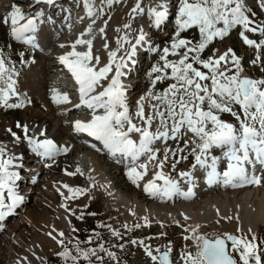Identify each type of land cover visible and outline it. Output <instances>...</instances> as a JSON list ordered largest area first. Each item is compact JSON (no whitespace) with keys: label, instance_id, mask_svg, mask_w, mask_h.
<instances>
[{"label":"snow or ice","instance_id":"1","mask_svg":"<svg viewBox=\"0 0 264 264\" xmlns=\"http://www.w3.org/2000/svg\"><path fill=\"white\" fill-rule=\"evenodd\" d=\"M46 2L52 4L53 0ZM101 2L111 7L120 0ZM142 3L143 0H137L131 9L130 15L133 18L146 13L156 27L168 19L167 0H159L147 9ZM259 6L264 9V0H259ZM84 8L91 23L86 32L75 40L71 46L73 50L59 57L78 85L79 103L74 107H86L91 112L90 119L74 122L75 132L86 133L99 142L100 147L91 145L96 151L106 150L113 158H118L117 162L121 159L129 161L127 175L137 186L148 175L149 164H153L156 170L144 184V191L152 196L170 199L179 194L188 199L193 195L191 187L182 192L180 180L164 171L165 165H170L171 170L175 171L177 165L187 161L189 156L194 161L191 164L192 170L179 172L181 180L193 183V173L199 168L205 171L209 185L222 184L235 188L261 184L264 177L254 173L257 166L264 168V79L244 75L242 57L237 56L232 48L219 54L218 49H213L211 55H203L215 40H223L237 28L241 29L239 36L244 44L258 51L264 49V39H251L246 34L259 33L264 37V22L257 23L253 19L255 13L246 5L245 0H177L174 35L169 45L162 50L151 48L162 54L148 73L151 87L137 101L134 113L130 111L127 88L121 78L125 75L128 61L136 55L137 47L148 44L146 33L140 29L134 43L127 34L120 37L117 49L108 52V62L101 66L100 57L94 55L92 50L95 39L93 25L96 23L94 17L102 15L104 8L97 7L93 0H84ZM42 15H28L14 4L6 16L0 17V23L9 26L14 40L35 49L39 48L35 33ZM104 25L99 28L100 34L105 33L107 21H104ZM123 27L131 29V24ZM190 30L198 32V38L182 35ZM125 44H130V48L125 50L124 56L118 57V52ZM78 45L84 46L85 50L77 51ZM103 47L108 49L107 41ZM20 55L23 57L24 53ZM260 62V55L251 61L252 64ZM6 63L0 52V105L22 108L24 100L9 103L12 97H18L20 93L16 88L17 81L13 79L15 69L6 67ZM164 82H168L167 86L157 90V84ZM53 100L57 103L71 102L67 93L57 92ZM223 114L231 115L235 123L222 119ZM16 127L22 128L24 139L41 158L54 163L56 156L69 150L67 147H59L43 131L39 135L44 138L38 139L28 135L26 124L18 123ZM12 135L20 140L15 132ZM169 141L174 142L176 147L168 146ZM157 142L165 144L162 153L155 146ZM214 149H220L222 156L214 155ZM14 160L12 156L5 158V149L0 147V221L12 215L25 199L17 192V181L21 177L18 171L12 170L19 167L14 164ZM220 165H223L222 170H218ZM45 166L51 167V164ZM76 171L80 172V169ZM64 187L69 192L65 197L67 200L85 191L68 185ZM62 206L69 210L66 205ZM77 218L82 219L83 213ZM222 218L233 219L232 216ZM144 219L147 225V218ZM100 226L108 227L114 236H120L110 225ZM198 229L199 225L190 230L185 229L191 234L184 239L194 242L195 251L181 253L183 264H264V241L258 240L255 234H251L250 238L248 235L231 233L208 237L198 234ZM237 231L242 232L239 228ZM248 231L252 233L251 229ZM58 235L63 238L65 234L59 232ZM52 239L64 245L63 239H57L56 236H52ZM91 242L89 239L88 243ZM81 243L76 239L72 248L65 246L59 255L70 260L71 264H82V261L87 264H103L104 257L100 253H105L112 260L117 259L116 254L106 249L103 243L94 248H82ZM131 243L143 247L153 264H174L170 258L171 247L161 252L159 248L153 250L144 240H132ZM69 244H72L71 240Z\"/></svg>","mask_w":264,"mask_h":264},{"label":"bare ground","instance_id":"2","mask_svg":"<svg viewBox=\"0 0 264 264\" xmlns=\"http://www.w3.org/2000/svg\"><path fill=\"white\" fill-rule=\"evenodd\" d=\"M42 1L47 3L46 0ZM133 1L134 4L130 5L135 6L137 0ZM58 2H60V0H53L52 4L47 3L50 10L43 13V16H41L40 20L37 22L38 31L35 35L38 45L43 42L46 43L47 40L51 41L47 50L41 51L40 46L39 48H36L40 50L43 56H45V61L36 67L32 65L33 67L29 69L30 75L28 82L25 83L26 80L24 82L26 85L24 87H21V84L16 86L20 95L18 97H12L9 100V103H13L15 99L18 101L21 97V91L23 89L27 91L28 95H31L32 98H36L41 101L45 105L44 107H46L48 112L45 113L40 109H36L33 112H19L14 115L12 121L3 126V131L8 132L9 129H11V132L24 135L22 128H17L16 125L18 123L21 125L26 124L29 128V136H35L38 139H43L44 137L39 135L40 132L43 131L45 136L52 139L59 147H67L69 150L66 153L56 156L55 162L53 163L51 160L34 156L35 153L33 154L31 145L26 139L24 140L25 147H23L24 144L21 143L20 146H17L16 150H9L10 145H14L12 140L5 141V143H3L0 147L5 149V158L9 156L15 157L14 164L19 165V167L12 170L20 173L22 172L20 171V166H24V164L28 165L29 161L36 158L39 163L51 164V167H45L44 169L46 174L48 173V182L57 185L58 188L63 191L65 197L69 195V192L64 185H68L71 188H80L85 191L82 195L74 199H62L58 214H54L52 219L47 220L48 226L46 228H42L40 231L41 233H36L35 229H32L33 227L31 226L32 228L30 227L29 229H25L23 233L16 234V239L10 238V241L7 242V245L5 244V247H1L2 242H0V250H5L7 252L6 254L9 255L11 253V247L15 250L17 248L14 244L18 245V242L23 243L19 255H15L14 257L11 255L12 260L10 264H47L50 255L62 250L66 244H69L68 242L70 241L71 235H74L77 232L73 231V229L77 230V227L74 225L71 215L67 212V210L62 208V204L67 205L68 209H72L74 202L84 203L88 197L90 198L94 194L103 195L107 207L110 208V210L116 215H119L125 221L130 223V225H135V223L139 220L145 224L144 218L146 217L148 226L158 224L160 229L164 232H166L168 226L177 225L181 230L185 231V229L190 230L191 228L199 225L198 234L202 235H205L204 231L210 226L213 230L218 229V231L222 233L223 231H229L231 234H238L240 233L237 231L239 228L242 232H245L250 236L251 234L258 235L259 231H261L262 227H264V179L261 180V184L259 185L247 184L235 188L231 186H224L222 184L209 185L206 181L205 171L197 168V170L193 173L195 177L194 182L189 183L186 180H181L178 173L181 171H191V165L187 167L184 166L183 168L177 165L175 171L171 170L170 165H165L164 171L166 173H170L173 178L180 180L181 191L186 192L188 188L191 187L193 195L188 199H185L179 194L172 196L170 199L166 197L152 196L144 191V184L151 178L156 170L153 164H149L148 175L145 176L144 180L139 181V186H137V184H134L127 175L130 163L129 161L121 159L120 162H117L118 158H113L106 150L96 151V149H94L91 145L96 144L97 147H100L99 142L90 139L86 133H77L74 131V122L76 120L86 121L90 119L91 112L86 107H74L75 104L79 103L78 85L66 66L60 62L59 57L66 55L73 50L71 46L74 44L75 40L81 36V33L86 32L89 24L91 23V19L87 16V11L84 8V0H77L75 2L71 1L73 4H70V10L65 12L61 17L54 18L53 14H56L59 8ZM158 2L159 0H143L142 6L147 9V7ZM172 2V0H167L169 17L162 25H160L159 28L166 26L167 22L170 21L174 10ZM17 3H29V1L0 0V17L6 16L7 13L12 10V5ZM93 3L97 7H103L104 4H102L101 0H93ZM39 6L40 4H34L33 6L28 7V11L31 16H33V14L36 15L35 11H37ZM132 6H126V8H132ZM21 10L24 11L23 9ZM144 15L146 16V13L143 15H136L135 19L130 18L126 24H131V31L135 30V26L136 28H139V30L144 28V31L146 29L145 22L142 19L145 17ZM94 18L96 19V23L93 25L95 39L93 40L92 50L94 55H98L100 57V65L102 66L108 62V52L117 49V40L119 37H117L116 34L115 36H112L114 33L112 32L113 27H117V25L113 23L114 20L107 19V17L105 18V12L99 17ZM134 20L136 22H134ZM40 21L43 22L41 23ZM104 21H107L105 33L100 34L99 28L105 26ZM153 25L154 24L150 25V27ZM150 27L148 31L150 30ZM131 31L127 29L124 32L129 37L132 33ZM136 36L137 33L135 38ZM112 37L113 39H111ZM135 38L133 37V41L131 40L132 43L135 42ZM105 41L108 43V49L103 47ZM61 45H64V47H61ZM127 48L129 49L130 45ZM151 48L152 47L148 46V44L138 46L136 55L132 58V60L128 61V67L126 68L127 72L121 78L126 88H128L127 85L132 86V82H135V85L133 86L137 87L136 85H139L142 81L141 71L144 68H142L141 65L142 57L147 51H150ZM76 50L84 51L85 47L78 45ZM124 55L125 53L121 54L118 52V57ZM259 55L261 56V62L257 64L251 63L255 69H259V66L264 61V50H259ZM254 59L255 58H253V60ZM35 62L37 63V60ZM61 76L66 78H63L64 80H70L68 84L70 85V89L68 92L64 91V89L55 81L58 77L62 78ZM255 77L260 79L261 74L260 77ZM57 92L67 93L71 102H55L53 100V95ZM133 92L134 91L131 93L130 90H127L126 95L130 111L134 113L137 107V101L141 96L137 97ZM142 96L144 95L142 94ZM155 146L160 147L161 153L165 148V144L162 142H157ZM214 150V155L222 156V153L220 155L215 154ZM16 153L17 157L15 155ZM112 165L119 168L118 172L119 170L121 171V176L133 184V192H129L126 190V187H122L119 179H117L116 176H112V173L115 174V171H112L114 168ZM77 168L80 169V172L76 171ZM222 168L223 165H220L218 170H222ZM67 173L75 174L68 175ZM21 174L22 173H20L21 179L17 181V192L22 186L21 181L23 176ZM254 174L264 177V168L257 166ZM24 204L25 203L22 205ZM19 207L17 209H19ZM39 210H36L37 214H33L34 211H31L33 220H40V216L43 221L46 216V210H42L41 208ZM225 216H232L233 219H223L222 217ZM185 217H188V219H185ZM236 217H238V219H236ZM217 221H219V223H217ZM1 225L6 226V224H3V221H0V227ZM18 225L19 223L14 226L17 232L20 231L21 227H23L21 224L19 227ZM249 229L252 230V233H249ZM2 230L3 229L0 228V231ZM59 232H63L65 234L63 238L59 237ZM186 232L188 235L191 234L190 231ZM49 233H51V236ZM52 236H56L57 239H63L64 245L56 243V241L52 239ZM191 242L194 244L192 240ZM46 247L50 250L49 252L46 250ZM34 255L38 257L39 262L32 259V256Z\"/></svg>","mask_w":264,"mask_h":264},{"label":"rangeland","instance_id":"3","mask_svg":"<svg viewBox=\"0 0 264 264\" xmlns=\"http://www.w3.org/2000/svg\"><path fill=\"white\" fill-rule=\"evenodd\" d=\"M246 3L247 5L250 6V9H252L254 12L259 13L260 10L258 11L257 9L259 5V0H253V1L247 0ZM26 4L28 3H22V4L17 3L15 5L20 6V8L24 10L23 12L27 10L25 13L30 15L28 9L25 10L23 7ZM130 4L133 5L134 1L120 0L119 3H113L111 7H108L106 2L103 4L105 18L107 17V19H109L110 17V20H114L113 23L117 25V27H113L112 32L114 33L112 36H115V34L119 38L124 36L123 35L125 34L124 31H126L127 29L122 27V25L124 26L130 20V18H133V16L130 15V13H131V9L134 6ZM172 4L174 10L171 15L170 21H168L166 26L159 30H151L152 33L151 40L153 39L152 40L153 47L161 50L163 47L169 45L176 28L175 11L177 7V0H174ZM126 6H132V8L131 7L126 8ZM35 12L36 14L40 13L37 11ZM33 16L35 15L33 14ZM255 16H257V14H255ZM260 16L263 19L264 14L260 13ZM142 19L146 25L145 26L146 29L144 30V32L147 33L150 25L153 24V21L148 17L147 14ZM134 22L136 21L134 20ZM117 29H119V31H117ZM129 30L131 31L132 29ZM131 32L132 33L130 35L131 37L129 36V40L133 41V37L135 38L136 33L137 35L139 33V28H136L135 26V30ZM196 33L198 34V32ZM263 38L264 37H261L259 34L258 39H263ZM111 39H113V37ZM49 43H51V41H49ZM125 45L124 48L120 49L119 51L121 54L125 53V50L128 49L127 47H129L130 44H125ZM229 46H234L242 50L243 60H244L243 64L245 65L246 68H250L247 70L253 77L254 76L260 77L261 74L260 79H264V61L259 66V69L253 68V66L251 65V61L253 60L252 53L249 50H243V48L241 49L238 40L234 37L228 38L226 40L218 39L214 41L207 49L205 56L211 55L213 49H218L217 54L222 53L226 51L225 48ZM0 52L3 53V57L7 61L6 67L14 68L15 73H18V75H16L15 73L13 74V79L17 81L16 86L18 84H21V87H24L26 85L24 84V82L25 80H26L25 83L28 82V78L30 75L29 69L33 66L36 67L37 65L45 61L44 60L45 56H43L40 50L36 48L34 49L31 45L25 44L21 41L14 40L11 37L9 26L3 23H0ZM21 52L24 53L23 57H21L20 55ZM161 54H162L161 51H155L151 60L148 62L149 64L147 63L146 65L147 67L142 65V68L144 67L143 70L141 71L142 81L139 83V85H136L138 87H136L134 90L135 96L137 97L142 96V94L145 95L148 92L149 88L151 87L148 73L150 72L153 65H155L159 61V57ZM170 59H175V57H170ZM36 60L37 63L35 62ZM143 63L144 62H142V64ZM167 83L168 82L157 84V90L166 87ZM20 100H24V106L22 108H8L3 105H0V146L3 143H5V141L12 140L14 145H10L9 147L10 151L11 149L16 150L17 146H20L21 143L23 144L25 143L24 135L16 133L17 136L20 137V140H17L16 137L12 135L11 131L8 132L3 131L4 130L3 126L8 124L10 121H12L15 114L22 111L33 112L36 109H40L45 113L48 112L46 107H44L45 105L41 101H39L36 98H32L31 95L29 96L28 92L23 89L21 91L20 99L18 101L17 99H15L13 103H19ZM222 119L235 123V119L229 114H223ZM168 146L175 148L176 144L172 141H169ZM23 147H25V144L23 145ZM157 148L160 149L159 146H157ZM216 152L218 155L222 153L220 149H217ZM15 155L17 157V153ZM34 156L39 157L36 154H34ZM37 161L38 159L33 158L32 161H29L28 165L24 164V166L23 165L20 166V171H22L20 173H22L21 175L23 177L21 181L22 184L20 182L22 186L20 189H18V192L25 197L23 202L25 204L24 205L21 204L19 209H16L12 215L7 216L3 221V224H6V226L3 225L2 227L3 230L0 231V242H2L1 247H5V244L7 245V242L10 241L9 240L10 238L16 239L15 237L16 234L23 233L25 229H29L31 226L33 227L31 228L35 229V232L39 234L42 228H46L48 226L47 220L52 219L54 214H58L61 201L62 199H65V194L63 193V191L59 189L57 185L48 182V173L46 174V171H44L46 167L45 166L46 163H39V161L38 162ZM193 162L194 161L192 157L189 156V159L187 161H182L181 163L178 164V166H180L181 168H183L184 166L187 167L190 166ZM112 167H114L112 171H115V174L112 173V176H116L117 179H119L120 185L122 187L124 188L126 187V190H128L129 192H133L134 190L133 184H131L125 178H123V176H121L120 174L121 171L119 170L118 172L119 168H116L115 165H112ZM31 182H35V183H31ZM61 193H63L64 195L62 196ZM38 208L39 209L41 208L42 210H46L48 212L47 213L45 211V215L47 216L48 219L45 216L42 221V218L39 216L40 220L38 219L33 220V215L31 214V211H34L33 214H35L36 210H39ZM62 208L65 209V207L63 206ZM67 212L71 215V219L73 220L74 225L77 227V232L74 235H71L70 237L72 244H66V246L72 248L73 245L75 244L76 239H79L80 241L83 242L80 245L82 248H90V247L94 248L97 247L99 244L103 243L105 248L111 252H114L117 257L116 260H112L105 253H100V255L104 257L103 264H153L150 257H148L145 254L143 247L139 246L138 244L136 245L132 244L131 243L132 240H137V241L144 240L145 244L149 245L153 250L159 248L161 252L167 250L168 247H171L172 248L171 258L173 261H175L178 264H183L181 260V253L183 251H195V245L191 242V240L184 239V237L187 236L188 233L186 231L181 230L179 226L177 225L168 226L166 232H164L160 229L158 224L146 226L144 222L139 220L135 223V225L140 224L141 227L137 228L135 227V225L133 224L130 225V223L125 221L122 217L112 212L110 208L107 207L103 195L100 194H94L90 198L88 197V199L84 203L74 202L73 208L72 209L69 208ZM82 213H83V218L78 219L77 217L81 216ZM18 223H19L18 227L20 226V224L23 227H21L20 231L17 232L14 226L17 225ZM100 225H110L111 229H114L120 233V236L119 237L114 236L112 234V231L108 227H101ZM125 225H127V227H125ZM96 233H99L98 237L96 236ZM223 233H230V232L223 231ZM204 234L208 237H213L215 235L222 234V232H219L218 229L213 230L212 227L210 226L209 228H207V230L204 231ZM241 234L248 235L245 232H240L236 235H241ZM248 236L250 238V235ZM256 236L258 237V240L264 241V227H262V230L259 231V234ZM89 239H91L92 241L91 243H88ZM22 244L23 243L20 242H18V245L14 244V246L17 248L15 250L11 247L10 255L6 254L7 252L5 250L2 251L0 250V264H10L12 260L11 255L13 257L15 255H19L22 249ZM119 245H123V247H119ZM46 250H48V252L50 251L48 247H46ZM63 251L64 248H62V250H60L59 252L51 254L49 260L47 261V264H71L70 260H66L65 257L59 255V253ZM34 256H32V259L36 260V262H39L38 257L37 256L34 257ZM82 264H87V262L82 261Z\"/></svg>","mask_w":264,"mask_h":264},{"label":"built area","instance_id":"4","mask_svg":"<svg viewBox=\"0 0 264 264\" xmlns=\"http://www.w3.org/2000/svg\"><path fill=\"white\" fill-rule=\"evenodd\" d=\"M262 12H264V9L261 8ZM264 14V13H263ZM188 37H193V36H188ZM239 46H241V49L243 48V50H249L251 53H252V58H256L257 55H259V51H257V49H255L254 47H243V45L239 44ZM241 53H242V50H241ZM246 69H250V68H246ZM248 71V70H247ZM249 72V71H248ZM250 74V73H249ZM251 75V74H250Z\"/></svg>","mask_w":264,"mask_h":264},{"label":"water","instance_id":"5","mask_svg":"<svg viewBox=\"0 0 264 264\" xmlns=\"http://www.w3.org/2000/svg\"><path fill=\"white\" fill-rule=\"evenodd\" d=\"M165 251V250H164ZM163 252V251H162ZM170 258H171V256H170ZM172 259V258H171ZM174 264H176V263H174Z\"/></svg>","mask_w":264,"mask_h":264}]
</instances>
